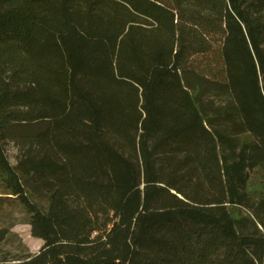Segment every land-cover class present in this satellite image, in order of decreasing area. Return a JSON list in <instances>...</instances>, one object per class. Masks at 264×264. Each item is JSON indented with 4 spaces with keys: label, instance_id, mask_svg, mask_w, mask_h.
Returning a JSON list of instances; mask_svg holds the SVG:
<instances>
[{
    "label": "trees",
    "instance_id": "16d2710c",
    "mask_svg": "<svg viewBox=\"0 0 264 264\" xmlns=\"http://www.w3.org/2000/svg\"><path fill=\"white\" fill-rule=\"evenodd\" d=\"M256 172L264 0H0V264H264Z\"/></svg>",
    "mask_w": 264,
    "mask_h": 264
},
{
    "label": "rangeland",
    "instance_id": "374dc122",
    "mask_svg": "<svg viewBox=\"0 0 264 264\" xmlns=\"http://www.w3.org/2000/svg\"><path fill=\"white\" fill-rule=\"evenodd\" d=\"M6 153L12 165L17 164L19 151L13 143H6ZM249 191H264V176L256 172L249 184ZM2 192H0L1 194ZM237 209H232L231 214L235 219L241 217ZM29 215L20 204L8 208L0 214V230H9L7 239L0 244V261H13L24 258L30 254H38L43 246V241L36 239L31 234V227L27 224Z\"/></svg>",
    "mask_w": 264,
    "mask_h": 264
}]
</instances>
